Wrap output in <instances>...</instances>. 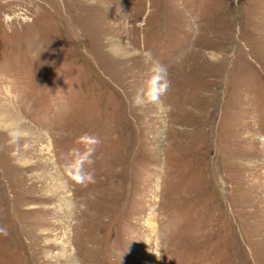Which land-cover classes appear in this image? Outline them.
<instances>
[{"label": "rangeland", "instance_id": "1", "mask_svg": "<svg viewBox=\"0 0 264 264\" xmlns=\"http://www.w3.org/2000/svg\"><path fill=\"white\" fill-rule=\"evenodd\" d=\"M70 256L264 264V0H0V264Z\"/></svg>", "mask_w": 264, "mask_h": 264}, {"label": "clouds", "instance_id": "2", "mask_svg": "<svg viewBox=\"0 0 264 264\" xmlns=\"http://www.w3.org/2000/svg\"><path fill=\"white\" fill-rule=\"evenodd\" d=\"M170 87V83L167 80V70L163 65L156 64L153 68V75L149 81V87L146 93L138 95L134 98V101L139 104L147 102L158 103L161 101V98L166 94ZM93 145L98 144V140L95 137L86 138ZM78 180H83L84 177H77ZM88 180H91L92 177L89 175ZM157 254V253H155Z\"/></svg>", "mask_w": 264, "mask_h": 264}, {"label": "bare ground", "instance_id": "3", "mask_svg": "<svg viewBox=\"0 0 264 264\" xmlns=\"http://www.w3.org/2000/svg\"><path fill=\"white\" fill-rule=\"evenodd\" d=\"M65 188H66V187H64V189H65ZM61 192H62V191H61ZM150 225H151V229H152V231L154 232L156 227H154V220H153V219H151V224H150ZM67 263H68V264H75V263H74V260H73V257H71V256L68 257V258H67Z\"/></svg>", "mask_w": 264, "mask_h": 264}]
</instances>
